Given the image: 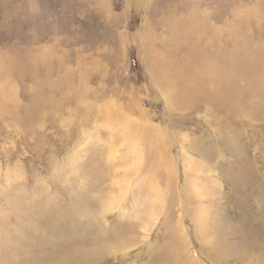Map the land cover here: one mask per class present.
I'll use <instances>...</instances> for the list:
<instances>
[{
  "label": "rangeland",
  "instance_id": "1",
  "mask_svg": "<svg viewBox=\"0 0 264 264\" xmlns=\"http://www.w3.org/2000/svg\"><path fill=\"white\" fill-rule=\"evenodd\" d=\"M263 248L264 0H0V264Z\"/></svg>",
  "mask_w": 264,
  "mask_h": 264
},
{
  "label": "bare ground",
  "instance_id": "2",
  "mask_svg": "<svg viewBox=\"0 0 264 264\" xmlns=\"http://www.w3.org/2000/svg\"><path fill=\"white\" fill-rule=\"evenodd\" d=\"M113 201V200H112ZM112 207H113V203H112ZM264 249V248H263ZM261 250V249H260ZM262 252H263V250H262ZM261 253V252H260Z\"/></svg>",
  "mask_w": 264,
  "mask_h": 264
}]
</instances>
